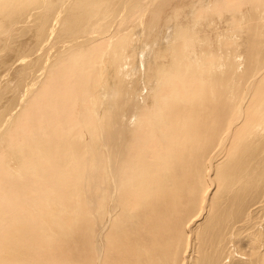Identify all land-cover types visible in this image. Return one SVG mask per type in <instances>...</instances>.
Instances as JSON below:
<instances>
[{
  "label": "bare ground",
  "instance_id": "bare-ground-1",
  "mask_svg": "<svg viewBox=\"0 0 264 264\" xmlns=\"http://www.w3.org/2000/svg\"><path fill=\"white\" fill-rule=\"evenodd\" d=\"M223 3L0 0V264H87L90 258L74 248L91 233L82 235L81 224L70 225L75 214L68 212L77 210L81 187L87 199L99 189L108 196L109 237L103 242L104 227L91 236L96 264H174V259L177 264H264V109L259 114L264 96L258 93L263 83L250 94L253 83L244 78L236 94L238 69L223 76L232 55L218 48L215 60L207 51V43L221 46V34L213 30L215 36L203 38L195 30L198 10L204 17L230 10ZM244 19H233L226 30H246ZM237 42L232 38L224 45L235 51ZM249 43L245 39L240 48ZM109 69L117 80L114 102L95 88ZM262 73L263 68L255 76ZM223 115L230 118L225 127ZM83 134L82 144L70 142ZM239 134L246 140L229 152L246 166V181L212 206L206 196L201 207V214H208L206 228L198 233L196 250L188 229L196 220L177 248L176 208L188 207L182 200L192 190L199 160L208 162L210 177L228 140ZM79 173L87 174L80 183ZM13 179L21 187L13 189ZM60 184L74 191L70 201L56 195Z\"/></svg>",
  "mask_w": 264,
  "mask_h": 264
},
{
  "label": "rangeland",
  "instance_id": "rangeland-1",
  "mask_svg": "<svg viewBox=\"0 0 264 264\" xmlns=\"http://www.w3.org/2000/svg\"><path fill=\"white\" fill-rule=\"evenodd\" d=\"M188 1H190V0H188ZM188 1L187 0H183V2H185V3H188ZM216 1L217 2H224L222 5L227 6L228 9H230V10H226V11L224 10V12H226V13H224V12L221 13V12H218V9H216L215 12H213L214 14L212 12H211V14L209 12L203 13V15H206L205 17L202 16L201 11L198 10V12L195 14V16H200L201 20L199 21V24L195 27V30L201 32L200 36H202L203 38H206L208 35L209 36H212V35L215 36V33H214L213 30L218 31L221 34V38H222L220 40L221 46L217 47L216 43L213 46H210V43H207L208 46H209V49H207V51L210 52V53H214L213 54L214 55L213 58L215 60H217L219 55H220L219 52L217 54L215 53L218 48L220 49L221 53H224V52L228 51L230 53V55H232L231 58H229L230 62L228 60H225L226 67H225L223 76H225L227 74H232L234 72V70H236V68L238 69V70H236V72H239L238 76L240 75L239 79L238 78L236 79V82L238 80V83H235V80H234V84L236 85V86L234 85L235 86L234 89H236L235 90L236 94H239L241 89L243 88V87H241L242 84H240V81L244 82V78H245V80H246V78H249L248 82H251L253 84L251 85L250 91L248 90V93L251 92L250 94H252L255 90L260 88V85H262V83H263V88L261 90H259V92H258V93L261 92L262 97H263L264 96V92H263L264 91V79H263L264 75L262 73L261 76H259L258 78L255 75L262 68H263V71H264V66H263V64H264V53H263V51H264V48H263L264 47V0H227L226 2H225V0H216ZM237 4H239L241 6V9H242L239 13L234 11V7ZM198 7H199V5H198ZM220 16H221V19L218 18ZM240 16L245 17L244 23L246 25V30L243 29L242 32L240 30V33H239L238 32L239 28L237 26H233L232 28L231 27L227 28V30H228L227 31L226 27L231 24L232 20L235 19V18H238ZM202 17H204V18H202ZM205 19H206V21H204ZM224 31H225V33H224ZM231 31H232V33H231ZM227 32H228V34H227ZM243 33H244V35H242ZM137 35H139V33ZM226 36L228 38H226ZM231 37L233 38V40L235 42L238 41L237 42V44L239 46L237 48L238 50H235V51L232 50L231 51L228 47H226L224 45V43L227 44L228 39H232ZM235 37H236V40H235ZM245 39L246 40H251V44L250 43H249V45L245 44L244 47H242L243 48L242 49V48H240V44L241 45H242V43L244 44ZM138 41H139L138 43L141 44V40H138ZM253 41H256V44L254 46L252 45ZM256 46H257V48H256ZM251 48H252V52H250V54L252 53L253 56H250V54H249V56H247L244 53V51L246 52V49H249L251 51ZM254 48H256V49H254ZM234 49H236V48H234ZM258 49H259V51H258ZM255 51H258L259 53L255 52ZM261 51H262V54H261ZM253 52H255V53H253ZM137 53H138V51H137ZM144 53L143 54H144V58H145L146 52H144ZM257 53H258V55L260 54L259 55L260 58L259 59H254L253 57L256 58L257 57V55H256ZM5 54L6 55L8 54L7 51H5ZM142 55L137 56V58L139 57L138 59L141 60L140 57H142ZM233 58H236V60L233 59ZM252 61H253V63H252ZM247 63H249V65H247ZM247 66H249L250 69ZM98 67H102V66L100 65ZM96 69H98V70H96ZM96 69H95L96 74H98L100 69L97 68V67H96ZM95 71H93V72H95ZM137 71H138V69H137ZM110 72H111V69H109V71L107 72V77H105L106 75H105L104 72L101 73V76L103 78L97 82L95 88H96V90L98 91L99 94L103 93L102 95H106V96L110 95L111 97H113L112 101H110V102H114V101L117 100V95H116L113 87H114V85H115L117 80L110 78ZM13 75H12L11 78H13ZM246 76H248V77H246ZM96 79H98V77ZM104 81H106V82H104ZM97 87H98V89H97ZM239 89H240V91H239ZM96 90H95V92H97ZM230 91H231V89H230ZM101 97H105V96H101ZM135 97H136V94L134 95V98ZM93 98H95L94 95L90 96V99H93ZM108 100H109V98L107 99V101ZM98 101H100V100H98ZM259 101H260V103L264 102V99H259ZM226 103L227 102L225 101L224 105H226ZM91 106H92L91 108L93 110V107L95 105L92 104ZM96 108L97 107H95V109ZM263 109L264 108H262V110H261V112L259 114L263 113L262 112ZM229 119L230 118L226 119L224 117V115H223L221 124L222 125L224 124V127H225V124H227ZM256 122H257V118H255L253 121H250L249 123L251 125L248 123L249 125H247L246 128H248V126L255 125ZM224 132H226V130ZM223 133H222V136L224 135ZM243 133H241V134H243ZM80 134H81V132H80ZM241 134L236 135L233 139L231 137V139L228 140V144L224 147L223 151L220 153L221 156H219L216 159L217 162L216 161L214 162L213 166H215V167H213V170H212L213 172H211V176L210 177H208V175H207L209 173V170L208 171L206 170L207 169V164L206 163H208V162H205L204 164H202V162H204V161L202 159L199 160V162H201V163H198V165H199L198 170L199 171L197 170L196 171V175L191 177L190 186H191L192 190H191V192L186 193L185 196H184V199L182 200V202H184L186 205H188V207H187V209H184V211H181L183 208L180 209V206L176 208V210L179 213V215H177L178 224H177V228L175 229V230H177V232L173 230V233L175 235L177 234V236H173V237H174V240L177 243V248H178V245L180 243H181L180 244L181 246L183 245L184 240L187 238V235H186L187 230L190 229V231H192L195 236L197 235V237H195L193 235L194 238L192 237V240H191L192 243H193V241H195L193 244H194V246H195L194 248L196 250V244H197V241H198V236L200 235L198 233L203 232V230L205 231L204 228H206L205 226L202 225V223L204 222V218H206L208 216V214L206 213V211H204L206 213L205 215L201 214V211H202L201 207L205 204L204 203V198H206V196L210 197L209 198L210 199L209 205L212 206V204L214 205V202H216L219 197L221 198V197H224V196H227V195L229 196L230 192H231V190H230L231 187L235 186L234 189L235 188H239L240 186H242V183H244L246 181L247 178H245V176L248 175L247 174L248 171H246V169H245L246 166L236 163V158H237L236 154L237 153L235 151L232 150V152H229V150L231 151V149H229L230 146L231 147L235 146L236 144H238V142L241 143L242 140L243 141L246 140V135L245 134L241 135ZM83 136H84V134H83ZM70 139H71L70 142L72 144H82L83 143L82 140L85 139V136L83 138H81L80 141L77 140V138L74 137V136H71ZM232 144H234V145H232ZM79 154L81 156L87 157V155H83L84 154V150L83 149H80ZM74 161H75V163L74 162H72V163H74L76 165L78 159L74 160ZM11 164L12 163H10V166H9L10 169L12 167H14V165L11 166ZM84 167H85V165H82L81 169H84ZM226 167H228V168L226 169ZM241 167H242V170H241ZM42 169L44 170V167H42ZM231 169H232V171H231ZM227 171H229L228 174H227ZM233 171H235V173ZM82 172H84V171H82ZM230 173L233 175L232 177H229ZM86 175L79 173V183L82 180V178L84 176H86ZM206 176H207V179H206ZM214 176H216V177H214ZM98 177L101 180L103 178L101 175H98ZM194 177H196V178H194ZM12 178H14V177H12ZM208 179H212V182L214 180L213 184L210 183V180H208ZM21 180H22V182H24L26 180V177L23 176V178H21ZM99 182H100V180H99ZM234 182H236V183H234ZM13 183H14V185L17 184V185H15V187H13V189H17V188L21 187V185H22V183H17L15 181V179H13ZM62 185L63 184H60V185H58L60 187H58V186L56 187V189H57L56 190V192H57L56 195L60 197L61 201L64 200L62 202H68V201L71 200V198L73 196L72 194L74 193V191L71 193V189H70L71 187L70 186L67 187V186H64V185L62 186ZM238 185H239V187H238ZM88 187H90V184H88V186L86 188H88ZM58 189H60V190H58ZM61 189H62V191H61ZM64 189H66V190H64ZM80 189H81V191H79V192H81V194L78 192L79 196L77 194L76 195H77V198H80V196H81L82 199L79 200V203H78L79 205L77 206V210L72 211L70 208H68V212L69 213L75 214V215L71 216V222L68 221V223L70 222L69 223L70 225L73 222L75 224H79V225L81 224L82 235H84V233L87 234V232L89 234L91 233L90 236L88 235L90 238H88V236L87 237L86 236L82 237L83 239L80 238V240H81L80 243L78 242L74 249H75V252H80V253L84 252V256H83L84 258H88V259L90 258L87 261V264H90V263L91 264H94V263L96 264V262L93 260L94 258H96V255H94V253H93L94 252L93 251L94 245H92V243H95L94 240H93L94 234H97L98 232H101L104 228H106V229L103 230V233L101 234V238L103 236L102 239H103V242H104V241H106L105 236L109 237V214H107V211H106V206H107V202H108V196L105 193H103L102 189H99L98 191H96L98 194L96 192L95 193L91 192L89 194V196H88L89 203H88V199L84 196L85 187H81ZM220 192H221V195L219 194ZM63 193H64L65 197H63V195H62ZM67 195H69L70 198ZM102 195H103V197H102ZM83 197H85V198H83ZM62 198H64V199H62ZM91 202H93V204H94V208H92V209L90 208V205H89ZM98 209H99V211H97ZM100 209H101V211H100ZM175 212L176 211H174V213ZM92 214H94L96 216H94ZM202 215H204V217ZM257 215H261L262 216L263 213H258ZM64 217H65V215H64ZM106 220H108V221H106ZM193 220H196L195 223L193 224V227H188V229H187L186 227L189 226V224L191 222H193ZM107 222H108V224H107ZM170 222H172V219H170L167 222V224H169ZM196 227H198L197 230H196ZM169 230L171 232L172 228H169ZM83 231H85V232H83ZM104 231H105V233H104ZM54 235L55 234L53 233L51 236H54ZM67 235H70V231L69 230L67 231ZM92 235H93V237H91ZM87 240H88V242H87ZM79 244L80 245L82 244L81 245L82 247L84 246L83 247L84 251L80 250V247H79L80 245ZM105 244H107V242ZM102 245H103L102 246L103 250H105L104 249V244H102ZM85 247H87L88 249H86ZM182 247L179 246V249H180L179 251L180 252L177 254L179 256H180V253L182 254ZM105 248H107V245H105ZM195 250H194V252H195ZM102 254H103V251H102ZM85 255H87L88 257H86ZM93 256H94V258H93ZM107 257H109V251H108ZM176 259H177V257H176ZM95 260L97 261V258ZM176 261H178V260L174 259V261H173L174 264H177Z\"/></svg>",
  "mask_w": 264,
  "mask_h": 264
}]
</instances>
